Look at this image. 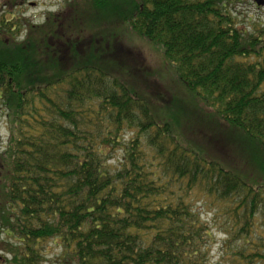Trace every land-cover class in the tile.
<instances>
[{
  "label": "trees",
  "instance_id": "obj_1",
  "mask_svg": "<svg viewBox=\"0 0 264 264\" xmlns=\"http://www.w3.org/2000/svg\"><path fill=\"white\" fill-rule=\"evenodd\" d=\"M25 1L0 0V229L18 264L45 241L55 264H207L197 195L225 219L228 264H264V29L238 0H67L42 24L16 15Z\"/></svg>",
  "mask_w": 264,
  "mask_h": 264
},
{
  "label": "rangeland",
  "instance_id": "obj_2",
  "mask_svg": "<svg viewBox=\"0 0 264 264\" xmlns=\"http://www.w3.org/2000/svg\"><path fill=\"white\" fill-rule=\"evenodd\" d=\"M67 0H26L22 8L16 9L18 16L26 19L34 24H42L46 14L49 12L57 13L62 11ZM236 13L239 14V22L247 27L259 26L264 29V6H257L256 0H238L235 7ZM23 38V37H22ZM135 42L134 47L138 50L146 62L158 72L165 73L163 56L158 47L147 44L136 36H132ZM6 119L4 114L0 112V140L1 144H6L8 139V130L6 129ZM203 195H197L195 208L200 211L203 219L213 227L214 241L210 246V252L207 254V264H228L229 261L224 252L225 236L220 234L224 227L225 219L216 213V206L212 205ZM17 242L14 239L7 238L0 229V249H8L14 247ZM44 250V261L40 264H55L61 255V248L56 241H45L42 243ZM1 252V251H0ZM3 253V252H2ZM10 257V256H9Z\"/></svg>",
  "mask_w": 264,
  "mask_h": 264
},
{
  "label": "flooded vegetation",
  "instance_id": "obj_3",
  "mask_svg": "<svg viewBox=\"0 0 264 264\" xmlns=\"http://www.w3.org/2000/svg\"><path fill=\"white\" fill-rule=\"evenodd\" d=\"M8 250L9 251H7L6 249H0V264H18L16 244L14 245V247L11 246V248Z\"/></svg>",
  "mask_w": 264,
  "mask_h": 264
},
{
  "label": "water",
  "instance_id": "obj_4",
  "mask_svg": "<svg viewBox=\"0 0 264 264\" xmlns=\"http://www.w3.org/2000/svg\"><path fill=\"white\" fill-rule=\"evenodd\" d=\"M257 5L264 6V0H256Z\"/></svg>",
  "mask_w": 264,
  "mask_h": 264
}]
</instances>
